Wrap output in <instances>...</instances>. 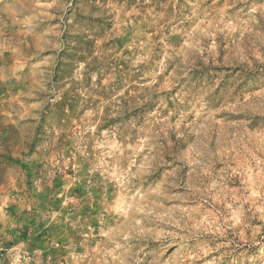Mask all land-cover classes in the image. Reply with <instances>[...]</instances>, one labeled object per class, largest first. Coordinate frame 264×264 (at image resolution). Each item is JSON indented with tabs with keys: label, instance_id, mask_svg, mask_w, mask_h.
Segmentation results:
<instances>
[{
	"label": "rangeland",
	"instance_id": "374dc122",
	"mask_svg": "<svg viewBox=\"0 0 264 264\" xmlns=\"http://www.w3.org/2000/svg\"><path fill=\"white\" fill-rule=\"evenodd\" d=\"M0 264H264V0H0Z\"/></svg>",
	"mask_w": 264,
	"mask_h": 264
}]
</instances>
